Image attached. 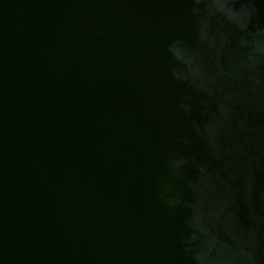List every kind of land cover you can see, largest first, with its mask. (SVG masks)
<instances>
[{
  "label": "water",
  "instance_id": "95a60500",
  "mask_svg": "<svg viewBox=\"0 0 264 264\" xmlns=\"http://www.w3.org/2000/svg\"><path fill=\"white\" fill-rule=\"evenodd\" d=\"M264 24V0L257 5ZM185 0H0V264H190L193 209L159 199L167 181L185 205L196 164L214 161L191 121L201 97L171 77L169 43L198 46ZM225 62L227 57L224 58ZM192 96V113L178 106ZM253 143L264 142V118ZM187 139L188 144L181 143ZM239 138H225L231 144ZM195 157L185 178L173 154ZM256 211L264 218V152L255 153ZM249 160L216 187L244 195ZM175 217V218H173ZM241 220L248 224L247 209ZM220 238L246 264L238 229ZM264 242V223L260 224Z\"/></svg>",
  "mask_w": 264,
  "mask_h": 264
},
{
  "label": "clouds",
  "instance_id": "9594fccd",
  "mask_svg": "<svg viewBox=\"0 0 264 264\" xmlns=\"http://www.w3.org/2000/svg\"><path fill=\"white\" fill-rule=\"evenodd\" d=\"M187 12L196 30L198 46L192 47L183 37L173 39L167 48L177 65L171 71L172 79L187 84L201 97L199 120L191 121L196 135L204 142L211 161L196 164L200 173L197 183H190L197 199L194 205H185L167 181H161L159 199L170 209L191 207L193 217L188 226L192 235L184 239L185 253L190 264H235L234 250L220 238V233L231 235L229 224L238 229V241L246 264H264V242L260 238V224L264 218L256 211L255 169L251 161L255 153L264 152V142L253 143L258 129L255 120L264 118V24L257 21L262 10L260 0H185ZM225 57L227 60L225 62ZM192 96L182 97L179 108L192 113ZM238 133L231 144L225 138ZM188 144L187 139H181ZM248 158L249 174L243 177L244 195L220 197L216 187L222 182V172L231 174L233 162ZM195 157L173 154L167 161L170 172L185 178V169L195 164ZM264 199V192L260 193ZM246 207L249 223L240 217ZM175 218V217H173Z\"/></svg>",
  "mask_w": 264,
  "mask_h": 264
}]
</instances>
